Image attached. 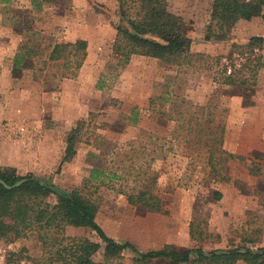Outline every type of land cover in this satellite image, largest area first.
I'll use <instances>...</instances> for the list:
<instances>
[{"label": "rangeland", "instance_id": "rangeland-1", "mask_svg": "<svg viewBox=\"0 0 264 264\" xmlns=\"http://www.w3.org/2000/svg\"><path fill=\"white\" fill-rule=\"evenodd\" d=\"M165 2L190 40L173 65L136 55L123 63L113 50L117 26L128 28L117 0L0 3V168L82 190L98 203L105 234L139 252L264 249V12L207 39L211 1ZM76 40L86 41V57L66 78L69 64L48 58ZM92 170L99 181L88 180ZM138 191L156 196L161 212L129 204ZM42 254L35 233L0 239V264Z\"/></svg>", "mask_w": 264, "mask_h": 264}, {"label": "trees", "instance_id": "trees-1", "mask_svg": "<svg viewBox=\"0 0 264 264\" xmlns=\"http://www.w3.org/2000/svg\"><path fill=\"white\" fill-rule=\"evenodd\" d=\"M209 1L212 5L207 39H224L236 22L250 21L264 12V0ZM10 2L0 0L4 5ZM117 2L120 18L128 28L117 26L113 50L119 53L123 63L133 55L172 65L187 57L190 40L183 31L181 19L167 11L165 0ZM260 41L251 39L248 46ZM86 48L84 40L56 44L48 59L69 64L72 71L66 78L74 77L85 60ZM227 83H232L230 77ZM240 85L246 86V83L242 81ZM77 132L78 128L73 129L67 136L64 161L75 154L73 146ZM226 156L238 158L231 154ZM101 176L102 171L92 170L88 180L99 181ZM215 195L216 200L221 198L220 193ZM127 201L152 212H161L159 199L147 191L127 194ZM97 211L96 200L80 189L59 192L30 173L22 175L15 168H0V239L35 233L41 241L43 254L29 264H124V261L130 264H151L152 261L159 264H264L263 248L254 251L232 247L204 252L196 248L178 251L166 245L159 250L139 252L130 243L120 244L108 237L95 221ZM65 227L85 228L89 237H66Z\"/></svg>", "mask_w": 264, "mask_h": 264}]
</instances>
